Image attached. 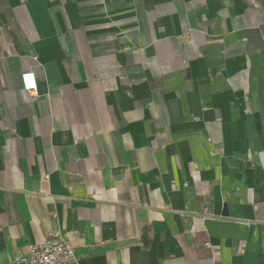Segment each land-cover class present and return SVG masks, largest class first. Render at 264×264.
Listing matches in <instances>:
<instances>
[{
    "label": "crops",
    "instance_id": "1",
    "mask_svg": "<svg viewBox=\"0 0 264 264\" xmlns=\"http://www.w3.org/2000/svg\"><path fill=\"white\" fill-rule=\"evenodd\" d=\"M52 230L80 264H264V0H0V261Z\"/></svg>",
    "mask_w": 264,
    "mask_h": 264
},
{
    "label": "built area",
    "instance_id": "2",
    "mask_svg": "<svg viewBox=\"0 0 264 264\" xmlns=\"http://www.w3.org/2000/svg\"><path fill=\"white\" fill-rule=\"evenodd\" d=\"M21 90L29 98L37 95V83L34 72L24 71L20 74ZM0 264H4L0 261ZM16 264H80L73 244L65 238L60 230L48 232L45 241L28 247V254Z\"/></svg>",
    "mask_w": 264,
    "mask_h": 264
}]
</instances>
